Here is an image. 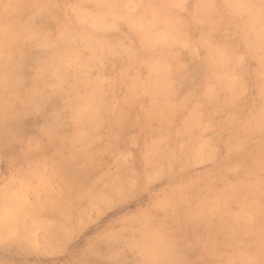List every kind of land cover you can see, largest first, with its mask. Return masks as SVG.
I'll use <instances>...</instances> for the list:
<instances>
[{"label": "rangeland", "instance_id": "obj_1", "mask_svg": "<svg viewBox=\"0 0 264 264\" xmlns=\"http://www.w3.org/2000/svg\"><path fill=\"white\" fill-rule=\"evenodd\" d=\"M40 10L39 25L50 26L52 12ZM34 14L29 8L23 19L34 20ZM232 44L245 56L244 64L231 72L243 76L247 87L238 104L219 103L221 94L231 99L224 89L213 98L202 94L206 59L197 61L185 76L181 92L185 96L172 99L171 119L163 123L152 117L154 108L162 106L161 98L153 100L148 89L130 97V82L112 83L116 73L109 71L99 78L109 116L85 142L76 138L68 94L51 89L38 97V107L25 99L37 72L32 58L43 54L25 44L31 58L24 64L25 83L17 98L9 100L7 118L0 119V264H150L142 251L154 239L150 232L162 234L179 255L167 258L158 246L159 264H223L219 252L232 251L242 233L238 239L226 238L221 217L200 221L189 214L213 191L264 184V160L254 157L260 153L264 131L249 139L242 133L261 106L259 63L243 52V42ZM195 55L199 58V53ZM149 82L145 73L143 88ZM189 120L193 123L185 132ZM240 140L247 143L238 149ZM199 141L208 144L207 157L193 151ZM149 154L163 159L149 162ZM87 182L95 193L84 195ZM174 195L185 200L178 208L165 205ZM226 207L221 203L219 211ZM238 207L231 204L235 211ZM213 241L223 248L216 254ZM224 242L235 245L225 248Z\"/></svg>", "mask_w": 264, "mask_h": 264}, {"label": "clouds", "instance_id": "obj_2", "mask_svg": "<svg viewBox=\"0 0 264 264\" xmlns=\"http://www.w3.org/2000/svg\"><path fill=\"white\" fill-rule=\"evenodd\" d=\"M17 2L26 0H0V59L10 47L4 18ZM43 5L52 12L53 22L44 30L26 28L24 43L45 54L38 76L51 77L56 82L52 86L71 97L70 110L78 121L83 119L78 105L95 100L99 78L109 71L116 73L112 83L133 85L146 73L147 82L163 90L161 102L167 103L185 96L181 92L190 67L197 61H214L218 45L238 70L245 56L232 41L243 42L249 53L260 55L264 104V0H55ZM246 93L241 76L232 89L233 99L221 94L219 103L230 106ZM95 115L99 116L98 109ZM260 118L264 129V108Z\"/></svg>", "mask_w": 264, "mask_h": 264}, {"label": "bare ground", "instance_id": "obj_3", "mask_svg": "<svg viewBox=\"0 0 264 264\" xmlns=\"http://www.w3.org/2000/svg\"><path fill=\"white\" fill-rule=\"evenodd\" d=\"M40 4L36 3L35 0H26V2H17L15 4V10L9 12L5 15L3 28L6 30V40L9 42V50L4 55L3 59H0V119L7 118V110L10 108L9 100L11 98H17L16 92L18 89L25 83L23 80L24 74V64L27 62L28 58H30V54L25 51V29H39L44 30L41 24L39 25V20L41 18L42 11L38 8L43 7L45 3L42 4L40 0ZM36 7V8H35ZM30 8V14L33 15L34 12V20H24L23 15L26 11ZM35 8V9H34ZM34 9V10H33ZM41 13V14H40ZM17 36H19V40H17ZM15 41V42H13ZM240 50V49H239ZM216 58L214 61L209 62L206 59V70L207 76L202 82L203 91L202 94L208 98H213L217 95L218 89L227 90L230 94V98L233 99L232 96V89H234L239 81L238 76H232L231 72L236 70V67L233 64L232 58L227 54V51L222 46L216 47ZM243 52L248 55L249 57H253L257 59L259 63V70L257 74V85H258V93L260 96V75H261V66L262 60L258 53H249L247 49V45L244 44ZM196 54L199 53L197 50ZM47 57L45 54H41L37 57H33V61L36 64L37 72L29 81L27 89L25 91V99L29 100L31 104L35 107L39 106V102L37 101L38 97H45V93L54 89L52 85L56 82L51 77H40L38 76L39 69L43 63V61ZM31 59V58H30ZM129 96L136 98L140 95L142 89H148L151 93V97L155 100L157 97L162 98L164 95L163 90L160 89L159 85H156L152 81L148 83L147 86L143 88L141 81L138 82L136 85H133L131 82L129 83ZM100 92L97 94L95 100L90 101L88 103L81 102L78 107L83 112V119L76 120L77 124V134L76 138L79 141L85 142L88 140L89 135L97 132L98 128L103 124L104 121L108 118V109H107V95L102 90L103 88V80H100L99 84ZM20 94V93H19ZM83 94V93H81ZM15 96V97H12ZM230 99V100H231ZM39 100V99H38ZM172 100H169L167 103H162V106L157 105L154 108V113L152 117L158 118L163 123H168L171 119L169 111L172 109ZM239 102V101H238ZM236 102V104H238ZM30 104V103H29ZM262 108H264V104L261 103L259 109L256 110V113L252 116V120L247 121V124L242 129V133L245 138L249 139L253 135L261 134L264 129L261 128V118L260 113ZM99 110V116L95 115V111ZM120 117L124 116L123 112L119 113ZM233 117V116H232ZM231 117V118H232ZM192 119H195L194 117ZM231 120V119H230ZM234 118L232 119V121ZM105 123V122H104ZM193 123V121L189 120L184 125V131L189 130V126ZM243 126V125H242ZM242 128V127H241ZM240 128V129H241ZM54 135V133L52 132ZM98 142V141H97ZM247 143V142H246ZM245 141L239 142L235 145V147H239L238 149L242 148L245 144ZM208 144L199 141L193 148V151L203 155V157L208 156ZM237 149V150H238ZM260 153L255 155L257 162H261L264 160V141L258 147ZM253 157V159H254ZM151 159L156 161H161L163 157H158V159L153 157V154H149L148 161L151 162ZM253 163H255V160ZM153 162V161H152ZM257 162L255 164H257ZM251 165V164H250ZM248 165V166H250ZM252 166V165H251ZM250 166V167H251ZM254 166V165H253ZM252 166V167H253ZM258 166V165H257ZM257 169V167H256ZM247 170V169H246ZM250 171V170H249ZM82 180L84 179L83 175H80ZM74 179V178H73ZM78 178L77 180H79ZM81 180V179H80ZM72 181V180H71ZM75 181V180H74ZM86 181H82L84 183ZM89 182L85 183L87 185ZM90 184V183H89ZM94 185V184H93ZM91 195L96 192L94 188L90 186L85 190L84 195L86 194ZM229 191V192H228ZM250 196L251 200L249 202L246 201V197ZM185 200L178 195L170 196L166 198L165 205H177V208L181 203ZM224 204L226 208H223L221 214L219 211L220 204ZM231 204H235L238 207V210L235 211L231 208ZM224 207V206H221ZM226 209V210H225ZM225 210V211H224ZM216 216L221 217V224L220 227H223L226 231V238L238 239L237 237L239 234L242 233L240 236L238 243L232 245H227L228 243L224 242L225 248L229 246H234L232 251H220L222 248H218L219 243L217 245H212V248L217 252H219L220 261L224 260L223 264H260L261 261H264V184H258L250 186L246 189L239 188L238 186H233L228 188L226 191H213L208 197H206L199 207L195 211H191L189 217L194 220H205L208 221L211 218H215ZM149 227H156L154 225ZM151 239L148 241L146 246L143 247L145 256H149L150 264H159L162 262V258L158 262L157 258L158 255L162 252L167 258L172 256L178 258V252L175 250L174 244L172 242H168L166 239L163 241L162 234H158L157 232H150ZM149 233V234H150ZM148 235V234H147ZM148 238V236H147ZM245 239V240H244ZM244 240V241H243ZM170 241V240H169ZM226 241V240H224ZM236 242V241H235ZM240 242V243H239ZM246 242V243H245ZM242 248L236 247L237 245H243ZM223 244V243H222ZM223 244V247H224ZM230 244V243H229ZM158 246L161 248V252L158 253ZM228 246V247H227ZM217 247V249H215ZM223 249V248H222ZM219 250V251H218ZM224 252V254H222ZM231 252V253H226ZM158 253V254H157ZM167 253V254H166ZM222 254V255H221ZM230 254V255H229ZM170 255V256H169ZM162 256V254H161ZM217 256V255H216ZM148 258V262H149ZM160 258V256H159ZM219 258V257H218ZM179 259V258H178ZM161 264V263H160Z\"/></svg>", "mask_w": 264, "mask_h": 264}, {"label": "snow or ice", "instance_id": "obj_4", "mask_svg": "<svg viewBox=\"0 0 264 264\" xmlns=\"http://www.w3.org/2000/svg\"><path fill=\"white\" fill-rule=\"evenodd\" d=\"M125 159H127V157H125Z\"/></svg>", "mask_w": 264, "mask_h": 264}]
</instances>
